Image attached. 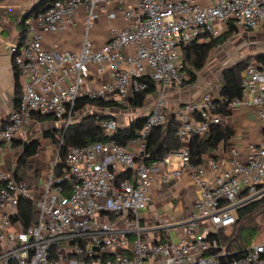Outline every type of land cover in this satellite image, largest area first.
Listing matches in <instances>:
<instances>
[{"label": "built area", "instance_id": "obj_1", "mask_svg": "<svg viewBox=\"0 0 264 264\" xmlns=\"http://www.w3.org/2000/svg\"><path fill=\"white\" fill-rule=\"evenodd\" d=\"M81 9L85 31L80 49H46L45 34L74 27ZM102 10L109 20L121 11L128 25L112 27L108 41L95 48L89 29ZM232 25L237 35L263 27L264 0H213L208 6L197 0H54L24 19L22 47L9 48L22 78V94L0 128V156L16 141L27 140L22 129L34 112L55 117V133L61 135L76 113L88 111L102 116L103 133L112 135L120 126L111 107H99L97 113L87 105L75 111L77 102H110L118 110L129 107L147 81L158 89L139 136L127 145L109 140L71 147L63 172L57 173L58 153L40 184L17 179L0 165L1 264H264V233L261 241L237 251L219 237L236 224L239 209L264 198V69L259 62L249 63L242 98L229 106L230 112L242 106L252 109L263 125L259 142L248 143L244 152L229 145L208 166L193 164L191 137H204L222 122L216 97L204 93L179 102L172 111L181 148L160 161H145L152 130L166 121L165 90L182 80V47L218 38ZM88 65L110 73L111 80L89 86ZM134 113L127 126L141 116ZM186 174L198 190L193 210L179 223L144 224L140 211L150 205L153 190ZM23 198L32 201L36 214L25 229L17 218Z\"/></svg>", "mask_w": 264, "mask_h": 264}, {"label": "trees", "instance_id": "obj_2", "mask_svg": "<svg viewBox=\"0 0 264 264\" xmlns=\"http://www.w3.org/2000/svg\"><path fill=\"white\" fill-rule=\"evenodd\" d=\"M53 1L54 0H41L40 4L35 9L28 13V16L34 15L37 12L43 10L44 7L48 6ZM24 16H22V18L19 20V26L22 28L21 38L25 37ZM233 28L234 25L231 26L229 32L218 38L211 39L210 41L199 42L198 40H194L182 47L183 69L187 70L189 75L186 83H194L196 81V72L201 71L205 67L210 54L215 47L224 43L229 37L233 36ZM253 59L259 62L261 67L264 69V52L254 55ZM187 63H190V68L188 67ZM249 63V61L245 62L244 65L240 63L232 68L226 69L223 72L219 96L216 97V110L221 115L222 122L218 125L212 126L211 131L204 137L195 135L191 137L189 144L191 161L193 164L196 165L202 163V159L205 154L217 150L220 146H229V141L234 135V130L229 119L231 114L229 106L233 101L242 98L244 91L242 86L243 72ZM147 82L148 87L130 100L129 107H132L133 109L142 108L147 102H149V100L153 98L158 89V85L152 81ZM87 105L101 108L115 106L114 103L83 98L77 102L75 111H79L85 108ZM32 118H35L38 121L56 120L55 117L51 115H43L38 112H34L32 114ZM102 119V116L98 117L97 115L89 114L81 121L71 124L61 135H56V133L52 131H46L44 133V137H48L52 141H58V153L60 160V164L57 167L58 174H61L63 169L66 167V157L68 150L71 147H83L96 141L109 140H115L118 144L127 145L132 139H135L139 136V131L143 127L146 117L139 116L133 120L129 126L118 128L112 135H105L103 133L101 126ZM174 120L175 118L173 114H170L168 117L166 116V121L164 124L152 130L146 147V154L148 156H146L145 161L148 164L155 161H160L169 153L177 151L181 148L182 143L179 136L177 135ZM22 144V141L15 142V147H22L23 153L17 159L14 176L17 179L28 180L27 171L33 169L29 158L37 153L40 146V141L38 139L30 141L26 150H24V146ZM36 174L38 173L36 172ZM65 184L70 185L71 182L66 181ZM263 207L264 198L239 209L237 212V222L233 226V232L227 235L224 233V231H221L219 234L223 244L232 249L231 245L236 242L237 238H242V241H244L246 244L251 242L249 240L251 239L252 235L257 234L258 227L256 225L246 226L242 222L248 219L250 220V217ZM17 218L21 221L22 228L24 229L36 221V214L33 211L32 201L30 199L23 198L20 200ZM237 225L239 226L237 227ZM236 227L238 229H236ZM243 231H245L244 235L242 234ZM234 245H236V247L233 248L235 251L240 250V248L243 247L236 243ZM237 253L238 252H235V254Z\"/></svg>", "mask_w": 264, "mask_h": 264}, {"label": "crops", "instance_id": "obj_3", "mask_svg": "<svg viewBox=\"0 0 264 264\" xmlns=\"http://www.w3.org/2000/svg\"><path fill=\"white\" fill-rule=\"evenodd\" d=\"M38 1L39 0L33 1L29 4V7L24 5L25 0L0 1V128L8 123L9 114L17 108L22 94V78L17 73L14 57L10 53L9 48L12 44L22 47L25 37L21 38L22 28L19 26V20L22 16L29 13L30 8ZM197 1L202 6H208L213 0ZM84 14V9H81L76 13V25L74 27L57 33H46L43 41L44 47L46 49H51L57 46L60 50H79L85 31L83 21ZM127 25L128 23L123 18L121 11H117V17L115 19L109 20L107 12L102 10L99 19L89 29V36L93 41L94 47L100 48L108 41L111 35L110 31L112 27L122 29L126 28ZM234 36H237V34H233L232 37ZM129 50L131 51L132 49ZM86 70L87 72L85 77L87 84L93 88L111 80L110 73L101 74L95 65H88ZM198 94L199 93L188 96L187 99L183 98L180 102L196 100L201 96V94ZM150 102L151 100H149L144 107L135 110H143L141 116H145L147 114L146 108H149L148 106ZM111 110L114 111L115 108L111 107ZM229 119L234 130V135L229 141V145H237L238 148L244 152L248 143H257L260 141L257 140V136L262 133L263 125L262 122L255 117L251 108L242 106L234 111H231ZM30 123H40L41 126H45L46 124L52 125L51 128L42 127L43 138L48 139L46 141H51V139L44 137V133L46 131L55 132L58 127L55 120L38 121L35 118H31L25 124L29 125ZM34 139L37 138L29 139L27 134V140L25 141L29 143ZM25 141H22L23 146ZM41 141L37 153L29 158L31 164L38 158L41 149L51 151L49 150L51 146L46 145L44 147L41 145ZM227 147L220 146L217 150L205 154L203 156L202 163L208 166L212 159L222 157ZM12 148H5L2 154ZM16 148L22 149V147ZM5 164L6 159L1 158L0 156L1 167ZM42 167L43 161L37 160V162H35V167L32 170H28L31 171L27 174L28 180L31 179L33 183L35 182L37 184L38 181H42L43 177L45 178L49 171L43 170ZM15 169L16 167L12 171H5L14 172ZM39 170L41 172H39ZM36 172L38 174H36ZM197 196L198 190L193 184L189 174H186L180 181L175 182L172 185L155 188L152 193V200L148 206V214L149 217L152 218L149 224H161L166 222L179 223L193 210ZM154 199H156L155 202Z\"/></svg>", "mask_w": 264, "mask_h": 264}, {"label": "rangeland", "instance_id": "obj_4", "mask_svg": "<svg viewBox=\"0 0 264 264\" xmlns=\"http://www.w3.org/2000/svg\"><path fill=\"white\" fill-rule=\"evenodd\" d=\"M33 1L36 0H25V6L29 7ZM264 52V26L259 28L258 30H248L245 33H241L234 37H229L224 43L219 44L215 47L210 57L205 65V67L201 70L196 72L197 79L194 83H186L188 80L189 75L188 71L182 69V80L180 82H176L173 85L166 88V93L168 94L169 98V105L166 109L167 117L171 114L177 104L184 99H187L188 96L195 95L197 93L204 94L209 93L213 97L219 96V89L222 84V74L226 69L232 68L238 64H245V62L249 61L252 62L254 59V55ZM188 67L190 68V63H187ZM244 75V72H243ZM198 94V95H199ZM116 108V107H115ZM92 112H99L97 107L91 106ZM135 111L138 113H142L143 110H135L132 107L126 108H118L114 111H111V114H115L119 123L120 128L127 126L128 122L130 121L131 117L135 115ZM148 109L146 108V112ZM89 113L87 112H78L74 115V123L81 121L85 116ZM58 125V124H57ZM52 125L46 124L45 126H41V124L30 123L29 125L24 124L23 131L28 134L30 138H37L41 141L42 146L50 145L51 147L47 151L41 149L40 155L37 159L32 162L33 168L35 167V162L37 160L43 161V170H50L54 165V160L59 151L58 141H46L48 139L43 138V128H51ZM257 140H261L263 134H259L257 136ZM45 139V140H44ZM11 150H7L4 154L1 155V158L6 159V164L3 165L4 170L12 171L16 167L17 159L22 154L21 148H16L12 146ZM48 153V154H47ZM32 170V169H31ZM31 171H28L30 173ZM39 172H41L39 170ZM28 179V178H27ZM44 179V177H43ZM30 183H33L31 179L28 180ZM40 181H38V184ZM156 199H154V202ZM148 208L142 209L140 213L144 216V224H149L152 218L149 217ZM151 211V210H150ZM244 225H256L258 227L257 234L252 235L249 241L251 242H259L262 240V234L264 233V207L257 211L250 217V220H245L242 222ZM239 225H237L238 227ZM236 227V229H238ZM235 229V230H236ZM234 230V227L224 230V233L227 235L231 234ZM174 234L175 230H171ZM245 234V231L242 232ZM248 241V242H249ZM239 244L240 246H244L246 243L242 241V238H237L236 242H234L231 246L232 249L236 247L234 244Z\"/></svg>", "mask_w": 264, "mask_h": 264}, {"label": "water", "instance_id": "obj_5", "mask_svg": "<svg viewBox=\"0 0 264 264\" xmlns=\"http://www.w3.org/2000/svg\"><path fill=\"white\" fill-rule=\"evenodd\" d=\"M0 1H3V0H0ZM40 1H41V0H39L37 3H35V4L30 8V12H31L33 9H35V8L40 4ZM47 7H48V6L44 7L43 10L46 9ZM27 16H28V13L24 16V18H26ZM28 145H29V143L25 141V142H24V150L27 149Z\"/></svg>", "mask_w": 264, "mask_h": 264}]
</instances>
